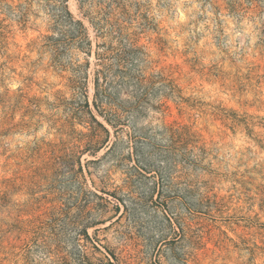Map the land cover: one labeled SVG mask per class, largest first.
Here are the masks:
<instances>
[{
  "label": "rangeland",
  "instance_id": "1",
  "mask_svg": "<svg viewBox=\"0 0 264 264\" xmlns=\"http://www.w3.org/2000/svg\"><path fill=\"white\" fill-rule=\"evenodd\" d=\"M0 264H264V0H0Z\"/></svg>",
  "mask_w": 264,
  "mask_h": 264
},
{
  "label": "trees",
  "instance_id": "2",
  "mask_svg": "<svg viewBox=\"0 0 264 264\" xmlns=\"http://www.w3.org/2000/svg\"><path fill=\"white\" fill-rule=\"evenodd\" d=\"M101 35L104 36L106 33H104L103 30ZM115 50L108 49L105 52H98L97 56L100 57V59L103 60L104 65L102 66L103 69L98 71L97 73V79H96V91H95V100H94V107L97 109L98 113L105 118V120L113 127L117 128L118 125L122 124V119L124 118V115L127 110L124 108L123 104L119 103L116 98L115 94H112L109 92L108 88L105 87L104 82L102 83L100 81V76L105 75L110 72V68L107 66V60L110 59V53L114 52ZM107 80H105L106 82ZM138 81L141 83V86H143V82L140 78H138ZM144 88H147L144 86ZM172 89L174 92L177 91L176 86L172 85ZM117 96V94H116ZM163 106V105H162ZM88 107H90V104H88ZM131 109V108H130ZM90 111L93 112V109ZM95 122L110 135V132L105 126L100 123L95 117ZM123 125V124H122Z\"/></svg>",
  "mask_w": 264,
  "mask_h": 264
}]
</instances>
